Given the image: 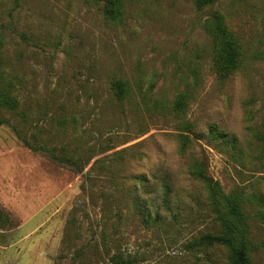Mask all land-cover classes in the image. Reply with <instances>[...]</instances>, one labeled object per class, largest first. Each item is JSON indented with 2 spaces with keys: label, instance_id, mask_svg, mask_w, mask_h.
Instances as JSON below:
<instances>
[{
  "label": "rangeland",
  "instance_id": "374dc122",
  "mask_svg": "<svg viewBox=\"0 0 264 264\" xmlns=\"http://www.w3.org/2000/svg\"><path fill=\"white\" fill-rule=\"evenodd\" d=\"M104 10L0 0V88L19 100L0 112V264H227L190 247L219 232L216 187L240 199L264 264V0H124L119 23ZM214 12L243 49L226 80L203 29Z\"/></svg>",
  "mask_w": 264,
  "mask_h": 264
},
{
  "label": "trees",
  "instance_id": "16d2710c",
  "mask_svg": "<svg viewBox=\"0 0 264 264\" xmlns=\"http://www.w3.org/2000/svg\"><path fill=\"white\" fill-rule=\"evenodd\" d=\"M105 5L104 14L106 18L113 22H121L124 8V0H102ZM214 0H195L198 10L212 5ZM203 29L211 40V64L212 70L219 80H226L232 77L242 64L243 49L240 41L235 34L225 24L223 15L212 13L203 23ZM114 95L118 100H122L126 93V86L122 81H115L112 84ZM10 88H0V112L1 111H16L19 108V100L12 93ZM179 107L182 103H178ZM7 124V121L0 119V126ZM211 135L215 134L214 129H210ZM17 134V133H16ZM17 136L20 138L19 134ZM218 138H226L224 134H218ZM23 142L34 150L25 139ZM231 146L236 145V139L230 138ZM52 158L58 159L60 162L68 165H75L72 159L57 158L51 155ZM193 175L196 179L208 184V179L198 169H195ZM215 217L213 220L219 227L217 234H206L199 239L190 243L191 248H223L226 251L227 264H253L250 256L249 243V226L247 218L241 207V201L237 195L225 194L216 187L214 191ZM258 200L264 204V198L258 196ZM220 204L218 208L217 205ZM12 222L6 213L0 210V228L11 226ZM104 264H129L121 255L111 256L109 262Z\"/></svg>",
  "mask_w": 264,
  "mask_h": 264
}]
</instances>
